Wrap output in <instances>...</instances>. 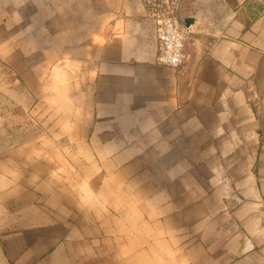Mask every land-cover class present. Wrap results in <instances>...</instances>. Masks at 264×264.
<instances>
[{"label":"crops","instance_id":"crops-1","mask_svg":"<svg viewBox=\"0 0 264 264\" xmlns=\"http://www.w3.org/2000/svg\"><path fill=\"white\" fill-rule=\"evenodd\" d=\"M185 10L174 70L142 0H0L59 102L0 156V264H264V0Z\"/></svg>","mask_w":264,"mask_h":264},{"label":"rangeland","instance_id":"rangeland-1","mask_svg":"<svg viewBox=\"0 0 264 264\" xmlns=\"http://www.w3.org/2000/svg\"><path fill=\"white\" fill-rule=\"evenodd\" d=\"M18 22L0 21V156L11 147L50 135L45 131L54 117L48 114L59 107L57 100L47 97L41 101V70H34L32 64L20 59L23 53L16 54L18 49L23 51L20 45H14V59L9 60L8 33L11 28L21 27ZM16 39L13 37L12 42ZM55 94L58 86L47 84L46 95Z\"/></svg>","mask_w":264,"mask_h":264},{"label":"built area","instance_id":"built-area-1","mask_svg":"<svg viewBox=\"0 0 264 264\" xmlns=\"http://www.w3.org/2000/svg\"><path fill=\"white\" fill-rule=\"evenodd\" d=\"M148 18L155 27V40L158 47L157 64L178 70L187 59L191 38L185 10L187 0H142Z\"/></svg>","mask_w":264,"mask_h":264},{"label":"water","instance_id":"water-1","mask_svg":"<svg viewBox=\"0 0 264 264\" xmlns=\"http://www.w3.org/2000/svg\"><path fill=\"white\" fill-rule=\"evenodd\" d=\"M193 20L192 19H186L185 20V24L188 28H190L193 25Z\"/></svg>","mask_w":264,"mask_h":264}]
</instances>
